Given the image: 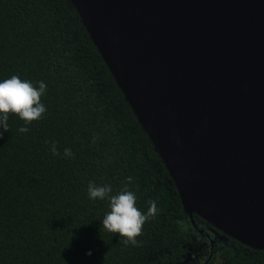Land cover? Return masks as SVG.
<instances>
[{"label":"trees","instance_id":"trees-1","mask_svg":"<svg viewBox=\"0 0 264 264\" xmlns=\"http://www.w3.org/2000/svg\"><path fill=\"white\" fill-rule=\"evenodd\" d=\"M13 75L47 85V111L27 133L10 115L0 138V264L174 263L192 224L71 0H0V82ZM129 176L138 209L146 213L149 200L159 208L138 247L102 230L109 201L93 202L87 191L91 181L115 195ZM223 256L220 264H264V250L231 237Z\"/></svg>","mask_w":264,"mask_h":264},{"label":"water","instance_id":"water-1","mask_svg":"<svg viewBox=\"0 0 264 264\" xmlns=\"http://www.w3.org/2000/svg\"><path fill=\"white\" fill-rule=\"evenodd\" d=\"M71 2L192 226L264 250V0Z\"/></svg>","mask_w":264,"mask_h":264},{"label":"clouds","instance_id":"clouds-1","mask_svg":"<svg viewBox=\"0 0 264 264\" xmlns=\"http://www.w3.org/2000/svg\"><path fill=\"white\" fill-rule=\"evenodd\" d=\"M39 87H35L32 82L22 80L19 76L13 75L11 78L0 82V138L4 132L9 131V117L15 115L24 122V126L20 127V133H27L34 121L41 120L47 111L45 105L41 102V97L46 93L47 85L43 81L38 82ZM45 143H48L45 141ZM51 153L59 156L60 153L55 143L51 145ZM73 153L70 148L64 149V157H72ZM133 182V178L129 176L127 183L115 195L112 186H99L95 182L88 184V197L95 202L96 200L109 201V211L102 220V230L109 234H118L120 244L125 247L140 246L137 237L142 235L144 225L147 221L155 219L159 214V208L155 200H149L147 212H142L137 207V196L134 191L130 190L129 184ZM177 224L184 228L183 221H177ZM101 230V231H102ZM91 255V252L88 253Z\"/></svg>","mask_w":264,"mask_h":264},{"label":"flooded vegetation","instance_id":"flooded-vegetation-1","mask_svg":"<svg viewBox=\"0 0 264 264\" xmlns=\"http://www.w3.org/2000/svg\"><path fill=\"white\" fill-rule=\"evenodd\" d=\"M189 236L188 243L183 246V251L174 263L180 264H215L222 262L223 250L227 245L228 237L212 228L207 222L189 226L187 229Z\"/></svg>","mask_w":264,"mask_h":264},{"label":"rangeland","instance_id":"rangeland-1","mask_svg":"<svg viewBox=\"0 0 264 264\" xmlns=\"http://www.w3.org/2000/svg\"><path fill=\"white\" fill-rule=\"evenodd\" d=\"M188 228H189V227H188ZM188 228H187V229H188ZM190 228H191V227H190ZM211 264H213V263H211ZM215 264H220V262L218 263V261H216V263H215Z\"/></svg>","mask_w":264,"mask_h":264}]
</instances>
